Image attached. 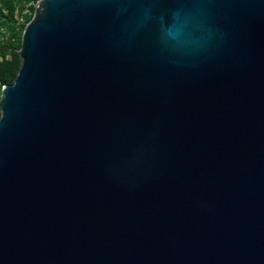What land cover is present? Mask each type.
Returning <instances> with one entry per match:
<instances>
[{
	"label": "water",
	"instance_id": "95a60500",
	"mask_svg": "<svg viewBox=\"0 0 264 264\" xmlns=\"http://www.w3.org/2000/svg\"><path fill=\"white\" fill-rule=\"evenodd\" d=\"M0 90V264H264V0H37Z\"/></svg>",
	"mask_w": 264,
	"mask_h": 264
},
{
	"label": "trees",
	"instance_id": "16d2710c",
	"mask_svg": "<svg viewBox=\"0 0 264 264\" xmlns=\"http://www.w3.org/2000/svg\"><path fill=\"white\" fill-rule=\"evenodd\" d=\"M37 0H0V90L12 83L20 66L17 53L25 24ZM9 55V58H6Z\"/></svg>",
	"mask_w": 264,
	"mask_h": 264
},
{
	"label": "rangeland",
	"instance_id": "374dc122",
	"mask_svg": "<svg viewBox=\"0 0 264 264\" xmlns=\"http://www.w3.org/2000/svg\"><path fill=\"white\" fill-rule=\"evenodd\" d=\"M6 58H9V55H6ZM0 61H1V57H0Z\"/></svg>",
	"mask_w": 264,
	"mask_h": 264
}]
</instances>
